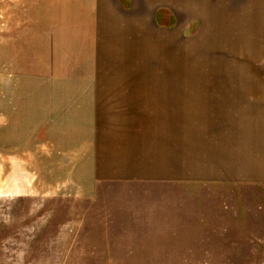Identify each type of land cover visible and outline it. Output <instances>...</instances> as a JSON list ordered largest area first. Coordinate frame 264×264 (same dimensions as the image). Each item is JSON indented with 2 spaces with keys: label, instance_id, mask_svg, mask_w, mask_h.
I'll use <instances>...</instances> for the list:
<instances>
[{
  "label": "crops",
  "instance_id": "crops-1",
  "mask_svg": "<svg viewBox=\"0 0 264 264\" xmlns=\"http://www.w3.org/2000/svg\"><path fill=\"white\" fill-rule=\"evenodd\" d=\"M59 1L52 43L42 27L26 34L27 53L9 47L18 61L10 66L31 80L13 81L25 93L10 116L17 127L83 135L64 151L86 152L101 183L264 185V76H172L178 39L188 54L264 69V0ZM31 85L40 87L29 94ZM194 86L205 89L194 94ZM47 98L58 125L49 122Z\"/></svg>",
  "mask_w": 264,
  "mask_h": 264
},
{
  "label": "rangeland",
  "instance_id": "rangeland-1",
  "mask_svg": "<svg viewBox=\"0 0 264 264\" xmlns=\"http://www.w3.org/2000/svg\"><path fill=\"white\" fill-rule=\"evenodd\" d=\"M45 2L0 0V48L8 60L0 61V264H264V185L101 183L86 152L64 151L78 147L83 135L16 126L10 116L25 93L13 81L30 79L10 66L18 61L9 60V47L27 53L26 34L37 28L51 38L63 3L52 0L46 10ZM195 31L196 23L187 34ZM183 43L178 39L172 76H264V69H235L228 55L188 54L192 48ZM202 89L194 86V94ZM54 101L47 98L48 118L58 125L50 115Z\"/></svg>",
  "mask_w": 264,
  "mask_h": 264
}]
</instances>
